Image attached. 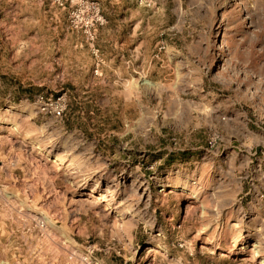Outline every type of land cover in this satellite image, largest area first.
Masks as SVG:
<instances>
[{"label": "rangeland", "instance_id": "rangeland-1", "mask_svg": "<svg viewBox=\"0 0 264 264\" xmlns=\"http://www.w3.org/2000/svg\"><path fill=\"white\" fill-rule=\"evenodd\" d=\"M91 1L106 75L102 27L0 0V264H264V0Z\"/></svg>", "mask_w": 264, "mask_h": 264}, {"label": "built area", "instance_id": "built-area-1", "mask_svg": "<svg viewBox=\"0 0 264 264\" xmlns=\"http://www.w3.org/2000/svg\"><path fill=\"white\" fill-rule=\"evenodd\" d=\"M51 4L65 8L68 6L67 18L72 30L80 33L85 41L93 44L96 40L97 30L105 24V19L100 11L98 4L91 0H51ZM91 53L99 59V50L91 48ZM100 60L97 61L95 74L98 75ZM34 103L38 106L41 113H49L54 118H60L64 111L63 97H57L53 102L42 94L35 97ZM218 140V136H212L207 144L213 148Z\"/></svg>", "mask_w": 264, "mask_h": 264}, {"label": "crops", "instance_id": "crops-1", "mask_svg": "<svg viewBox=\"0 0 264 264\" xmlns=\"http://www.w3.org/2000/svg\"><path fill=\"white\" fill-rule=\"evenodd\" d=\"M103 26H102V28L99 31V38H100L99 41H101L102 44H103L102 45V49L104 51L100 54V57H101V63H102L101 64L102 65V70H103L104 74L106 75L105 69H108L110 64H113V62L116 61L115 57L117 56V51L115 49H117V47L119 46L120 50L122 52L126 53L128 51L127 47H126V44L128 42L125 39H121V41L117 44V42L113 39V35L117 31L113 30V29H105L106 26H104V28H103ZM107 50H110L112 52H107ZM124 53L121 54L122 58L119 61V63L121 65H123L122 61H123ZM105 75H104V77H105ZM261 192H262L261 196H263L264 195V185H261Z\"/></svg>", "mask_w": 264, "mask_h": 264}, {"label": "bare ground", "instance_id": "bare-ground-1", "mask_svg": "<svg viewBox=\"0 0 264 264\" xmlns=\"http://www.w3.org/2000/svg\"><path fill=\"white\" fill-rule=\"evenodd\" d=\"M182 189H183L184 191L187 190V189H185V188H182ZM188 194H189V193H188Z\"/></svg>", "mask_w": 264, "mask_h": 264}]
</instances>
